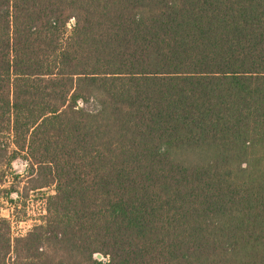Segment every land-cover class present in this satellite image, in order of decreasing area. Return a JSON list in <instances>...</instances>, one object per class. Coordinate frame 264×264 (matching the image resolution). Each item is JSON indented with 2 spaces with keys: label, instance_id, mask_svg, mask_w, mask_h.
I'll return each mask as SVG.
<instances>
[{
  "label": "trees",
  "instance_id": "obj_1",
  "mask_svg": "<svg viewBox=\"0 0 264 264\" xmlns=\"http://www.w3.org/2000/svg\"><path fill=\"white\" fill-rule=\"evenodd\" d=\"M0 264H264V0H0Z\"/></svg>",
  "mask_w": 264,
  "mask_h": 264
},
{
  "label": "rangeland",
  "instance_id": "obj_2",
  "mask_svg": "<svg viewBox=\"0 0 264 264\" xmlns=\"http://www.w3.org/2000/svg\"><path fill=\"white\" fill-rule=\"evenodd\" d=\"M13 168L16 174L20 175L19 189L21 192H24L28 182V174H27L28 165L24 160L18 159L13 163ZM52 192H53L52 189H43L41 191L29 192L28 194L29 199L26 200L27 215L23 216V214L21 213L22 211H20L19 214H17V212L14 213L16 217H14L13 219V229L16 235L26 233L35 224V220L39 219L42 216V214L44 213V206H45L44 194L52 193ZM10 213L11 211L8 209H5L3 211V214L7 217L10 216L9 215Z\"/></svg>",
  "mask_w": 264,
  "mask_h": 264
},
{
  "label": "water",
  "instance_id": "obj_3",
  "mask_svg": "<svg viewBox=\"0 0 264 264\" xmlns=\"http://www.w3.org/2000/svg\"><path fill=\"white\" fill-rule=\"evenodd\" d=\"M97 259L101 260L102 256L100 254L97 255Z\"/></svg>",
  "mask_w": 264,
  "mask_h": 264
}]
</instances>
